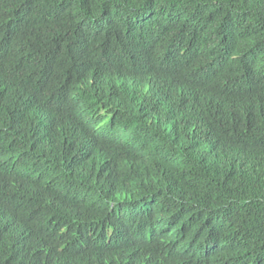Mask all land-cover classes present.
<instances>
[{
  "label": "trees",
  "instance_id": "obj_1",
  "mask_svg": "<svg viewBox=\"0 0 264 264\" xmlns=\"http://www.w3.org/2000/svg\"><path fill=\"white\" fill-rule=\"evenodd\" d=\"M71 62L91 82L82 96L66 87L59 103L53 90ZM177 77H187L185 111L161 81ZM195 85L237 94L208 135ZM105 93L124 108L101 102ZM101 107L111 131L153 132L144 165L116 162L118 142L92 127ZM0 180L2 197L53 226L47 248L25 232L16 242L24 218L0 197V264H134L103 249L97 261L67 253L61 227L92 232L112 219L128 234L153 205L202 222V234L233 216L264 245V0H0ZM138 256L156 264L144 247Z\"/></svg>",
  "mask_w": 264,
  "mask_h": 264
},
{
  "label": "clouds",
  "instance_id": "obj_2",
  "mask_svg": "<svg viewBox=\"0 0 264 264\" xmlns=\"http://www.w3.org/2000/svg\"><path fill=\"white\" fill-rule=\"evenodd\" d=\"M66 71L69 76L61 77L56 83L59 84L57 88L54 89L56 85L53 87L54 98L59 103L64 102L62 91L66 87H72L76 94L82 96L91 82L86 75L78 74L72 68V62ZM186 78L177 77L176 83L161 80L169 87L176 89L183 111L185 109L182 101V86ZM126 82L133 85L135 79L130 77ZM195 86L202 92L198 106L199 112L194 114L195 120L204 135H208L221 123L224 103L233 107L237 101V94L228 95L232 90L231 80L222 86L229 89L225 95L218 94L222 87H218L216 93L212 94L209 87ZM101 102L110 107L124 108V100L112 93H105ZM110 119L111 113L101 107L96 111L92 127L94 131L118 142L120 150L115 156L116 162L122 168L125 165L129 167L135 164L144 165L146 158H149L145 151L157 145L153 132L142 131L137 127L130 131L131 128L122 122L116 133L110 130L113 126L110 124ZM0 197L11 207L13 217L24 218L15 241L17 242L21 233L25 232L28 237L30 234L34 235L33 238L28 239L36 244V248H47L50 245L49 234H53L52 224L45 223L40 215L29 216L28 209L17 196L2 197L0 195ZM160 208V205H153L149 212L130 222L128 234H124L121 227L114 225L112 219L110 223L104 225H90L92 232L89 225L71 226L65 223L61 227L65 235L62 246H67L66 252L69 254L72 253L78 257L84 255L89 258L95 257L96 261L100 258L96 249H103L108 260L112 257L127 255L126 257H132L131 262L140 264L138 255L144 247L147 251V260L156 264H264L262 238L256 240L252 238L248 231L241 229L235 217H221L213 228L202 234L200 230L202 222L192 223L186 215L172 206L166 217H160ZM98 229H101V235L98 233L99 237H96L93 233H96ZM39 237L42 238L41 241ZM2 264L7 263L3 261Z\"/></svg>",
  "mask_w": 264,
  "mask_h": 264
}]
</instances>
